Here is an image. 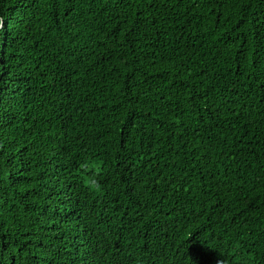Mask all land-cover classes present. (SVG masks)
Masks as SVG:
<instances>
[{"label":"trees","instance_id":"obj_1","mask_svg":"<svg viewBox=\"0 0 264 264\" xmlns=\"http://www.w3.org/2000/svg\"><path fill=\"white\" fill-rule=\"evenodd\" d=\"M0 264H264V0H0Z\"/></svg>","mask_w":264,"mask_h":264}]
</instances>
